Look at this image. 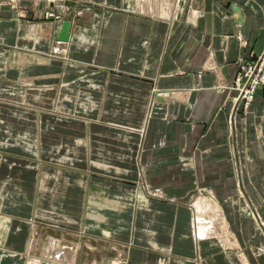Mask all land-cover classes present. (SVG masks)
<instances>
[{"label": "crops", "instance_id": "obj_1", "mask_svg": "<svg viewBox=\"0 0 264 264\" xmlns=\"http://www.w3.org/2000/svg\"><path fill=\"white\" fill-rule=\"evenodd\" d=\"M32 1L36 7L26 20L0 5V52L11 58L1 64L0 54V65L9 68L0 70V101L7 98L10 107L15 94L23 99L13 104L19 107L0 106V229L7 228L0 264H109L117 255L132 264H224L221 248L264 245L250 218L240 225L237 209L244 196L264 223V93L244 109L229 89L237 60L264 55V0H180L177 12L175 0ZM228 4L239 8L241 23ZM189 5L198 10L195 18L186 16ZM42 8L65 17L59 25L31 23L30 13ZM64 21L71 24L70 41L60 45L82 60L75 63L71 88L75 118L89 121L75 120L68 143L75 157L61 159L88 168L75 173V206L54 203L51 198L61 194L47 188L53 180L40 172L43 162L27 155L33 129L46 140L33 150L38 157L57 150L56 143L47 145V115L38 110L34 126L30 108L33 91L42 97L52 90L31 84L48 79L52 63L43 56ZM34 53L41 55L34 63L39 77H33ZM84 126L86 138L79 131ZM207 196L217 206L210 211L211 240L192 233L193 204ZM229 196L231 203L224 201ZM70 212L75 216H55ZM225 221L239 237L232 244ZM36 225L58 230H45L40 256L31 250ZM74 229L75 246H65V232ZM208 250L216 255L208 257ZM251 262L264 264V254Z\"/></svg>", "mask_w": 264, "mask_h": 264}, {"label": "rangeland", "instance_id": "obj_2", "mask_svg": "<svg viewBox=\"0 0 264 264\" xmlns=\"http://www.w3.org/2000/svg\"><path fill=\"white\" fill-rule=\"evenodd\" d=\"M34 4L35 3L32 0H0V5L7 6L10 10H12L15 19H19V20H26L27 18L29 19L30 9L34 10L36 7ZM192 8L193 7L191 5H189L186 16L189 15L190 17L195 18L196 16H198V12H197L198 10H196L195 8H193V9ZM190 9H191V11H190ZM30 14H31L30 19H32L31 23H34L35 20H41V21H46V22L57 23L59 25L62 18L65 17V14H63V16H60L58 14V12H55L53 10L46 9V8H42L39 12H35V13L32 12ZM49 42H50V48L46 53H44L45 55L43 56V59H46L45 61H47L48 63H50V62L52 63V64H48L49 67L51 68L47 71L48 79H43V81L41 82V85H40V83H38L39 81H37V83H35L36 78H33L31 87L33 88V90H40L41 89V90H52V91H49L47 94L43 93L44 95H42V97L39 96L38 92L33 91L32 97H31V103H30L31 107L30 108L32 109V116H33V114H35V116H36V120L33 118L35 116L32 117V122H33L34 126L38 125L37 122L41 119L39 114H38L39 111H41V113L43 115H47V118H48L47 145L50 146V145L56 143L55 145H57V147H56L57 150L55 152L48 150V152H47L48 157H45L41 154L38 157L34 153L35 151H33V150H35V146L36 147L41 146V142H42V144H45L46 140L44 138L41 141L39 139V133L34 132V129H33V132L31 134V139H32L31 142H33L34 146L28 150L32 154L27 153V155H28V158H31L33 161H36L37 163L43 162L42 163L43 165L41 166L43 170H41L40 172H43L44 174H48L47 178L53 180L52 183L46 184L48 186L47 188H49V191L54 190L55 193L61 194L60 196H56V197L51 198L54 201V203L57 205L59 204V205H65V206H67V205H69V206L74 205L75 206V173H78V172L83 173L84 172L85 174H87V173H89L88 168H86L85 166H80V165L76 166L75 165V159L73 160L74 162L69 161V162H65V163L61 162V159L69 158L68 160H71L72 157H75V154H71V152H70V151H74V150L71 148V146H68V143H70L69 140H72L75 138V120L81 122L83 125L85 124L86 126L88 125L87 123L89 122L88 120H85V119H88L86 117L80 116V117L75 118V99L74 100L71 99L72 98L71 88H72V86L75 85V82H74V80H75V63H78V61H82V60L76 59L75 53L72 54L69 52L66 55L65 52L63 51L62 45H60L61 43L56 42L54 39L51 38V41H49ZM5 52L7 53L6 55L4 52H0L2 60H3V62L1 61V64H10L11 58H9L10 56L8 57L9 51L6 50ZM40 56L38 54L34 53L33 58L31 60V62L33 63L32 64L33 77H36V76L39 77V70L36 71L35 67H37V66L34 63L40 58ZM253 58L256 59L257 56H252L250 54L247 58H245L242 61L247 62V63H252L255 61ZM240 62H241V60H237V63H240ZM0 66H1L0 67L1 71H6L9 69L8 65H6L7 67H5L4 65H0ZM56 70L59 72L58 74H56ZM70 79H72V80H70ZM62 81L64 83L61 84ZM61 85H65V87H66L64 94L62 93L63 92L62 90H64V88L61 89ZM229 89L235 91L233 85L230 86ZM60 92H61V94H60ZM4 94H6V93H4ZM19 96L17 95V97H16V94H15V97H13V99H12L13 103L10 104V107H19V106H15V105L22 104V102H23V99L21 98L22 95L19 94ZM236 97H237V92H236V96L234 99H236ZM3 98L5 100L9 101L5 97H3ZM14 98H16V99H14ZM5 100L0 101V104H1L0 106L10 108L9 103ZM41 100H42V102H41ZM43 100H46L48 102H43ZM237 103H242L243 108L244 109L246 108L245 102H242L240 100ZM237 103H235V105ZM13 104H15V105H13ZM36 114H38V115H36ZM42 119H44V118L42 117ZM91 119H93V118H91ZM7 120L12 122V119H7ZM96 122H98V121H96ZM91 123H94V122H91ZM54 126L57 128V131L54 130ZM13 129H14V127H13ZM86 129L87 128L85 126H84L83 130L79 129L80 135L83 136L84 138H86L88 135ZM130 129L131 130H137V129H133V128H130ZM13 132L14 131L12 130V133H10V136L12 138L17 135V134H13ZM4 134H5L4 136H6L5 141H7L9 133L5 132ZM232 136H233V133H229L227 135V137L225 138V140L227 141L226 146L228 148L231 147ZM60 137H63V138L60 139ZM17 144L23 145V143H21V142H18ZM55 145H53V146H55ZM60 151H64V153L60 154ZM227 151H228L227 156L230 159V157H232V156H230L231 148L228 149ZM241 152H242V150H241ZM9 154L13 155L14 153H13V151L12 152L10 151ZM58 154H60V155H58ZM64 154H66V155L64 156ZM67 156H69V157H67ZM37 167L40 168V166H37ZM235 186L236 187H238V186L242 187V182L240 181L238 183V185H237V182H235ZM205 191L206 192L203 195H205L208 192L207 189ZM71 195H74V197H71ZM241 197H243V198H241ZM241 197L238 198L239 206L237 207V209L239 211V215H240L239 216L240 225L245 226L244 218L248 217L254 223L255 236L264 237V223L260 222L259 219L256 217V214L253 213V211H255L254 210L255 208H253L252 206H249L250 203L248 202L247 198H245L244 196H241ZM44 199H46V198H44ZM232 200H233L232 196H229V197H226L224 201L231 203ZM35 215H37L36 217H38L37 219L39 220V222H44V219H42L39 214H35ZM56 215L60 216V217L75 216V212L62 213V214L59 213V214H55V216ZM40 220H42V221H40ZM44 223H46V222H44ZM225 223H226V221H225ZM227 223H229V222H227ZM227 223L225 225V229L227 231L228 240L232 244L234 241V237L237 239V241L239 240V237L237 236L236 232L231 227L230 223L228 225H227ZM260 223H261V225H260ZM2 229H3V227H2ZM2 229H0L1 230L0 231V247L2 246V239H4V237L6 236L7 228L3 229L4 231H2ZM46 229L48 230V233H50V234H56V232L58 231V230L51 228V227L46 228L44 225H38L37 226V233L35 235V239L32 240L33 244L31 245L32 246L31 250H32L33 255H37V256L41 255V252H40L41 251V245H42V242L46 239V236H44ZM218 229H219V226H218ZM220 230H221V227H220L219 231ZM64 241H65V246H67V245L71 246V244L73 246H75V229L72 231H66L65 232ZM214 247L215 246H213V248ZM216 247H218V246L216 245ZM16 248L19 249L18 247H16ZM215 248H214V250H216ZM212 250H208V257H210V258L212 256L216 255V253L214 251L212 252ZM3 251H4V249H3ZM219 254L224 255L223 256L224 257V264H241L240 257H239L240 255H243L244 258L246 259V261L248 259V261H250V263L253 264V262H251V260L252 261L257 260V262H258L259 257L262 254H264V245L262 243H258V244H251L250 243V244H246V245L239 243L238 245L235 244V245L223 248V249L221 248V250L219 251ZM19 262H21V261H19ZM5 264H7V263H5ZM109 264H132V263L130 262V260H128V259H126L120 255H117V256H114V258H112L109 261Z\"/></svg>", "mask_w": 264, "mask_h": 264}, {"label": "built area", "instance_id": "obj_3", "mask_svg": "<svg viewBox=\"0 0 264 264\" xmlns=\"http://www.w3.org/2000/svg\"><path fill=\"white\" fill-rule=\"evenodd\" d=\"M252 63L240 62L233 82L237 97L234 102H245V107L249 106L256 93H264V55L253 58Z\"/></svg>", "mask_w": 264, "mask_h": 264}, {"label": "bare ground", "instance_id": "obj_4", "mask_svg": "<svg viewBox=\"0 0 264 264\" xmlns=\"http://www.w3.org/2000/svg\"><path fill=\"white\" fill-rule=\"evenodd\" d=\"M175 2H176L175 10L177 12L180 0H175ZM162 6L168 7L167 2H165ZM161 15L163 17H169V15L166 11L165 12L162 11ZM212 205H213V210L217 208V206L215 205V202H213L211 196H207L206 199H203V200L199 199V200L195 201V203L193 204V207H192V209H193L192 233L194 234L195 238H198V239H206L207 238L208 240H211V238H212L211 236L215 235L214 234L215 233V225L213 224V221H212L214 212H213V214H210V211L212 209ZM216 215H218V214L216 213ZM260 225H261V223H260ZM2 231H3V229H2ZM56 256L61 258V254L59 252H56Z\"/></svg>", "mask_w": 264, "mask_h": 264}, {"label": "water", "instance_id": "obj_5", "mask_svg": "<svg viewBox=\"0 0 264 264\" xmlns=\"http://www.w3.org/2000/svg\"><path fill=\"white\" fill-rule=\"evenodd\" d=\"M226 8H227L229 14L236 16L237 23L242 22L243 15L240 12L238 7H236L235 5H232V4H228ZM70 26H71V24L69 21H64L61 24L59 32H58L57 36L55 37L56 42L65 44V43H68L70 41Z\"/></svg>", "mask_w": 264, "mask_h": 264}]
</instances>
